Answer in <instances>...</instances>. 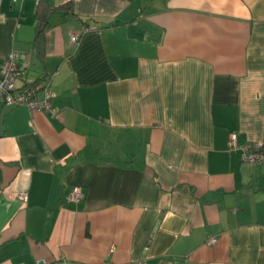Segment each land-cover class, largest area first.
<instances>
[{
	"label": "crops",
	"instance_id": "0c3cea01",
	"mask_svg": "<svg viewBox=\"0 0 264 264\" xmlns=\"http://www.w3.org/2000/svg\"><path fill=\"white\" fill-rule=\"evenodd\" d=\"M11 51L55 112L3 115L0 264H264V165L228 143L264 138V0H0Z\"/></svg>",
	"mask_w": 264,
	"mask_h": 264
},
{
	"label": "built area",
	"instance_id": "2783aa9c",
	"mask_svg": "<svg viewBox=\"0 0 264 264\" xmlns=\"http://www.w3.org/2000/svg\"><path fill=\"white\" fill-rule=\"evenodd\" d=\"M91 28L90 26H85L82 33ZM79 37L77 33L72 32L69 34V42L75 45L79 41ZM24 74L25 69L19 65L17 53L14 51L9 52L0 65V104L23 105L32 110H49L51 113H54L55 111L51 105V99L55 96L51 89L52 75L43 77L41 81L17 87V81ZM38 92L42 93L40 100L36 98ZM228 143L230 148L240 150L243 161L250 164L264 165V138L246 145H238L237 135L230 133ZM18 198L25 199V196L19 195ZM69 199L74 202L83 200L84 192L82 188L79 186L73 187ZM215 241L214 238L211 239V242L215 243Z\"/></svg>",
	"mask_w": 264,
	"mask_h": 264
},
{
	"label": "trees",
	"instance_id": "16d2710c",
	"mask_svg": "<svg viewBox=\"0 0 264 264\" xmlns=\"http://www.w3.org/2000/svg\"><path fill=\"white\" fill-rule=\"evenodd\" d=\"M69 4H65L61 7H63L64 9H66V6H68ZM40 7L37 11V23H36V27H35V40H34V44L35 46L38 47V49H40V47L43 44L42 41V37H43V30L45 28V26L47 25V21L45 16L43 17L40 13H39Z\"/></svg>",
	"mask_w": 264,
	"mask_h": 264
},
{
	"label": "water",
	"instance_id": "95a60500",
	"mask_svg": "<svg viewBox=\"0 0 264 264\" xmlns=\"http://www.w3.org/2000/svg\"><path fill=\"white\" fill-rule=\"evenodd\" d=\"M15 106H16V105H9V106H6V109H4L3 113L0 115V127H1V121H2V119H3V115H4V113H5L6 111H8L9 109L15 107ZM0 130H1V128H0Z\"/></svg>",
	"mask_w": 264,
	"mask_h": 264
},
{
	"label": "rangeland",
	"instance_id": "374dc122",
	"mask_svg": "<svg viewBox=\"0 0 264 264\" xmlns=\"http://www.w3.org/2000/svg\"><path fill=\"white\" fill-rule=\"evenodd\" d=\"M238 143V142H237ZM248 144V143H247ZM238 145H240V144H238ZM244 145H246V144H244ZM236 150H238V149H236ZM240 151V150H239ZM240 155H241V152H240ZM242 159V158H241ZM209 243L211 244H213L214 242H211V240L209 241Z\"/></svg>",
	"mask_w": 264,
	"mask_h": 264
}]
</instances>
